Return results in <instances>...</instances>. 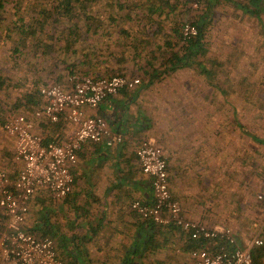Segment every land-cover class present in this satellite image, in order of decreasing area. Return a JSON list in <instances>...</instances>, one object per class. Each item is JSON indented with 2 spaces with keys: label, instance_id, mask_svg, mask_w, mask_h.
<instances>
[{
  "label": "crops",
  "instance_id": "obj_1",
  "mask_svg": "<svg viewBox=\"0 0 264 264\" xmlns=\"http://www.w3.org/2000/svg\"><path fill=\"white\" fill-rule=\"evenodd\" d=\"M211 1L213 4L214 0ZM220 1L234 6L246 3L218 0L216 4ZM204 3L207 7V0ZM172 4L173 14L179 15L186 11L189 0H183V4L181 0H169V5ZM152 19L156 20L157 16ZM6 25L11 31L12 22ZM127 29L129 36L124 42L120 40L121 46L114 44L119 39L116 34L110 41L106 38V50L124 52V56L107 61L106 66L96 70L94 78H139V86L104 99L95 109L83 110L86 117L103 118L113 132L123 136L122 144L106 148L102 144L86 143L71 169L72 193L58 202H51L44 191L36 193L29 204L26 229L37 238L52 239L57 256L66 264H193L189 253L198 247L190 246L186 234L173 227L170 230L154 226L131 210L134 201L152 203L150 180L141 173L135 150L142 140L162 149L172 198L182 206L185 218L204 224L196 209L197 203L185 187H189L191 181L196 184L203 180V166L212 164L208 159L218 156V148L213 142L204 145L203 136L199 141L197 136L194 140L185 139L186 127H180V118L196 114H192V110L188 114L187 102L198 100V96L203 100L190 69L192 66H179L173 71L168 62L175 55L185 58L180 31L160 28L156 23L145 31ZM3 32L5 29L0 25V93L8 88L7 93L12 92V95L8 111L0 103V131L3 132V123L12 115L11 109L18 107L17 112L33 122V133L44 141L66 143L73 136L74 125L64 118L57 124H50L45 118H34V113L44 104L40 95L35 94V87L62 84L65 74L59 76L61 67L54 66L48 72L50 75L45 76L43 66L38 65L40 52L33 54L29 45L24 50L13 51L18 43H14L16 47L11 44L15 36L12 34L8 43ZM24 52L32 55L28 58ZM206 52L203 47L200 54ZM19 55L21 61H18ZM69 64L63 65L69 75L77 74ZM92 72L83 70L81 73L90 76ZM3 134L6 142L3 139L0 143V164L15 178L18 166L13 161V140ZM32 213L36 214L35 218Z\"/></svg>",
  "mask_w": 264,
  "mask_h": 264
},
{
  "label": "rangeland",
  "instance_id": "obj_2",
  "mask_svg": "<svg viewBox=\"0 0 264 264\" xmlns=\"http://www.w3.org/2000/svg\"><path fill=\"white\" fill-rule=\"evenodd\" d=\"M181 1L183 4V0ZM27 2L32 6L34 0ZM104 3L105 0L95 5V9L101 12L100 16H106ZM205 6L203 1L196 11L188 6L179 15H162L157 26L178 30L180 24L196 23L205 14ZM28 10L29 6L26 4V15ZM125 14L126 12L121 13L122 16ZM14 20L9 5L3 15L1 28H7L6 24ZM209 20L211 23L206 27L204 38L207 52L197 57L190 68L203 100H199L198 96V100L187 102L188 114L190 110L192 114H196L180 118V127H186L185 139L194 140L197 136L199 141L200 136H203L204 145L213 142L214 147L218 148V156L208 159L212 164H204L202 181L196 184L191 181L189 187L193 189L185 188L197 203L196 209L198 214L201 213L205 225L210 228H231L241 244L256 234L262 235L264 241V201L256 199L257 194L264 190V15L256 20L244 15L227 1H220L212 7ZM175 22L177 25L173 24ZM141 23L143 20L140 21L133 15V22H127L126 27L140 28ZM50 34L54 33L51 28H47L38 39L43 44H49L45 36ZM3 35L5 36V32ZM95 40L97 38L89 43L93 44ZM99 41H102V48L105 49L107 39L101 38ZM11 44L14 45L13 42ZM58 44L53 45L55 49L51 55L46 51L38 58V65L43 66L45 76L50 75L48 72L52 67H61L59 76L64 73L66 79L62 84H67L70 72L63 65L67 62L72 65L76 62V57L69 59L60 50L57 52ZM28 54L26 52L24 55ZM31 55L30 52L28 58ZM21 57L18 61H21ZM198 64L209 72L208 76L199 71ZM104 66L105 63L94 67L90 76H96L94 73ZM75 73L77 74L72 75L82 76L81 72ZM35 88L39 92L40 87ZM7 90L8 88L5 93H0V103L8 111V100L12 92L7 93ZM17 108L11 109L12 115L20 114ZM176 120L177 118L174 123ZM236 122L263 143H257L250 136L242 135ZM3 136L5 135L0 131V143L3 139L6 142ZM0 169L5 168L0 164ZM53 201L58 202H51ZM31 215L35 218L36 214Z\"/></svg>",
  "mask_w": 264,
  "mask_h": 264
},
{
  "label": "built area",
  "instance_id": "obj_3",
  "mask_svg": "<svg viewBox=\"0 0 264 264\" xmlns=\"http://www.w3.org/2000/svg\"><path fill=\"white\" fill-rule=\"evenodd\" d=\"M203 1L189 0L190 9L198 10ZM197 35L195 26L185 23L180 43L186 45ZM139 84V78L125 76L70 75L67 84L41 87L39 95L44 104L34 118H45L50 124L64 118L76 127L70 140L62 145L33 133V122L23 114L12 115L3 123V132L13 140V161L18 172L11 178L0 169V264H66L57 256L52 239L37 238L27 231L29 204L39 191L55 201L72 193L71 169L86 143L106 148L122 144L123 136L113 132L103 118L86 117L83 110L95 109L104 99L134 90ZM135 155L141 173L150 180L152 203L134 201L130 206L133 212L154 226L178 229L193 242L210 243V248L190 251L193 264H252V251L264 243L262 235L256 234L241 244L229 227L210 228L185 218L182 206L170 194L162 149L142 140ZM256 199L264 201V190Z\"/></svg>",
  "mask_w": 264,
  "mask_h": 264
},
{
  "label": "trees",
  "instance_id": "obj_4",
  "mask_svg": "<svg viewBox=\"0 0 264 264\" xmlns=\"http://www.w3.org/2000/svg\"><path fill=\"white\" fill-rule=\"evenodd\" d=\"M102 1L104 0H34V3L30 6L27 0H0V25L3 22L6 7L10 5L15 21L12 22L11 31H8V27L5 28L7 30V32L5 31V37L8 40L10 35L13 34L15 36V41L12 42L18 43L17 47L14 44L17 49H13V51H20L18 48L24 50L29 45V50L33 54L40 52L41 56H43L46 51H49L51 55L55 49L53 45L59 43L57 52L60 50L69 59L76 57V62L71 65V69L82 72L83 70L90 71L94 67L96 68L98 65L106 63L117 56H124V52H109L106 50L108 48L102 51L100 46L104 44L99 40L105 37L110 41L113 34H116L119 39L114 44L123 45L120 40L124 42L128 38L129 31L126 23L132 22L133 15L138 20H143L140 28L145 31L152 24H157L161 15L166 14L165 16L168 17L174 11L173 4L169 5V0H105L103 6L106 9V16H100L101 12L95 9V5L100 4ZM244 1L246 2L245 4H236L235 8L244 15L259 20V16L264 14V0ZM211 2V0H207L205 14L200 16L196 23H191L197 29L198 35L188 44L182 46L185 48L182 57L185 58L175 55L171 61H168L173 71L179 66L189 67L193 65L195 63L193 59L202 55L200 52L205 47L206 27L211 23L209 20L211 8L218 0H214L213 4ZM26 4L29 6L27 15L24 13ZM167 6L170 7L166 8ZM124 12L126 14L122 16L121 13ZM31 13L34 16H29ZM152 16H157V19L153 20ZM116 23H119V25H116ZM173 24L177 25L176 22ZM182 26L180 24L178 28L180 31V42ZM47 28H51V32L54 34L45 36V40L49 41V44H43L38 37L42 36ZM93 38H97V41L95 40L93 44H90L89 41ZM139 43L141 44V42ZM42 49L43 52H41ZM174 61L181 64H175L173 63ZM184 61H186V64L183 63ZM198 66L199 71L205 76L209 75V72L201 65L198 64ZM35 94H39L38 90H35ZM236 124L242 135L250 136L257 143H263L244 130L237 122ZM168 228L173 230L172 227ZM188 242L194 248H206L211 245L200 241L193 242L188 240ZM251 258L252 264H264V244L252 251Z\"/></svg>",
  "mask_w": 264,
  "mask_h": 264
}]
</instances>
